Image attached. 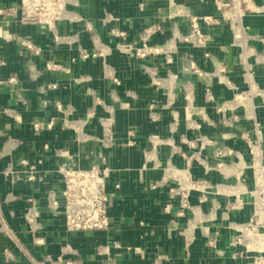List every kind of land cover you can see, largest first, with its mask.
Returning <instances> with one entry per match:
<instances>
[{
  "label": "crops",
  "instance_id": "crops-1",
  "mask_svg": "<svg viewBox=\"0 0 264 264\" xmlns=\"http://www.w3.org/2000/svg\"><path fill=\"white\" fill-rule=\"evenodd\" d=\"M225 2L69 0L48 28L20 23V0H0L11 36L0 39V264L246 263L232 242L254 211L241 135L255 139L251 116L263 124L264 0L246 11L241 39L221 16ZM189 16L213 20L199 22L208 57L181 40ZM145 44L159 52L136 57ZM262 138L264 153L263 127ZM70 161L109 169L107 231L67 233L50 209ZM22 162L40 179L16 180ZM185 179L204 189L182 207Z\"/></svg>",
  "mask_w": 264,
  "mask_h": 264
},
{
  "label": "built area",
  "instance_id": "built-area-1",
  "mask_svg": "<svg viewBox=\"0 0 264 264\" xmlns=\"http://www.w3.org/2000/svg\"><path fill=\"white\" fill-rule=\"evenodd\" d=\"M252 0H226L220 8L221 16L229 22V25L236 29V39H241V24L244 13L250 8ZM69 0H20V19L22 24L40 25L52 28L55 23L62 22L68 15L67 6ZM202 21L209 25L213 22L210 18H197L189 16V32L181 37L184 43L192 45L196 49L206 51L211 38L203 32L199 22ZM155 30L148 29L142 35L143 43H146ZM10 35L6 31L0 30V39L8 40ZM19 41L18 39H15ZM22 48L32 50L31 43L23 44ZM126 51H132L130 47L122 46ZM156 47H148L143 45L141 49H137L134 55L138 58H145L150 54L158 53ZM131 55V53H130ZM205 57L208 53L205 52ZM3 62L0 60V65ZM193 68V65L190 66ZM59 67L48 64L47 69L56 70ZM219 72H221L219 70ZM249 85L248 91L244 98L251 99L254 96L252 90V80L250 75H246ZM99 104L100 101H97ZM60 105H56V109L60 110ZM236 118V117H235ZM233 120H236V119ZM253 121V133L255 139L249 138L247 134L241 135L242 140L246 143L251 161L247 167L251 171L253 190L249 193L252 198L253 215L248 223L238 227V235L233 239L232 245L238 247L241 251L236 253L237 257H244L247 261L245 264H264V153L262 151V127L263 124L258 123L253 116L250 117ZM52 122L40 124L35 123L33 129L36 133L50 130ZM130 136L132 133H129ZM225 153L219 151L218 156H223ZM189 162V160H188ZM20 173H16L15 178L19 181L35 182L39 180V175L34 166H27ZM109 169L104 165L94 166L89 169H80L73 161L66 165H62L58 169V173L62 176V204L60 205L56 198L51 197L49 206L52 211L62 210L64 219V227L67 233H86V232H103L110 227V219L108 216L109 198L106 193V181L109 177ZM177 172L173 175L177 178ZM186 180V179H185ZM240 183L243 180L239 179ZM180 183V182H179ZM183 184V185H181ZM178 192L181 197V206L187 207L190 192L204 189L203 182H193L188 179L181 183ZM173 193V190H171ZM5 234L11 237L8 231Z\"/></svg>",
  "mask_w": 264,
  "mask_h": 264
},
{
  "label": "rangeland",
  "instance_id": "rangeland-1",
  "mask_svg": "<svg viewBox=\"0 0 264 264\" xmlns=\"http://www.w3.org/2000/svg\"><path fill=\"white\" fill-rule=\"evenodd\" d=\"M252 3H253V0L251 1V5H252ZM250 5V6H251ZM245 16H246V12L244 13V15H243V17H242V20L245 18Z\"/></svg>",
  "mask_w": 264,
  "mask_h": 264
}]
</instances>
